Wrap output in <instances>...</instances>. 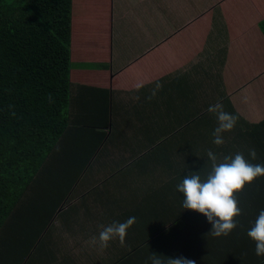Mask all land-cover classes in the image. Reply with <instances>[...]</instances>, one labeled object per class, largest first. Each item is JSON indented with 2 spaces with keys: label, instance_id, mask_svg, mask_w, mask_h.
<instances>
[{
  "label": "crops",
  "instance_id": "obj_1",
  "mask_svg": "<svg viewBox=\"0 0 264 264\" xmlns=\"http://www.w3.org/2000/svg\"><path fill=\"white\" fill-rule=\"evenodd\" d=\"M263 20L264 0H73L70 139L80 152L66 181L81 175L68 206L56 210L57 191L41 200L55 217L27 264H151L153 253L165 264L166 242L182 240L167 232L185 213L177 185L192 172L207 178V152L223 162L235 146L264 164V139L252 137L264 129ZM217 104L238 116L220 146ZM129 217L124 244L102 248V226ZM194 229L189 238H201Z\"/></svg>",
  "mask_w": 264,
  "mask_h": 264
},
{
  "label": "trees",
  "instance_id": "obj_2",
  "mask_svg": "<svg viewBox=\"0 0 264 264\" xmlns=\"http://www.w3.org/2000/svg\"><path fill=\"white\" fill-rule=\"evenodd\" d=\"M72 26L73 0H0V264H10V256L18 261L12 264H27L46 249L55 214L44 216L41 200L57 191L56 210L68 206L81 175L66 181L80 152L70 139L77 132L70 116ZM260 27L264 33V20ZM252 134L264 139V129ZM235 197L241 215L228 239L211 240L206 216L185 210L167 230L182 240L166 242L165 264L180 256L195 264H264L247 235L264 210V178ZM195 227L201 238H189Z\"/></svg>",
  "mask_w": 264,
  "mask_h": 264
},
{
  "label": "clouds",
  "instance_id": "obj_3",
  "mask_svg": "<svg viewBox=\"0 0 264 264\" xmlns=\"http://www.w3.org/2000/svg\"><path fill=\"white\" fill-rule=\"evenodd\" d=\"M160 87L162 86L158 84L157 88ZM49 100L51 101V96ZM209 111L216 114L218 120V126L213 132V143L217 146L223 145L225 141L222 134L233 130L238 116L224 111L222 104L210 106ZM249 155L255 160L256 150L250 149ZM207 156L212 164V171L207 178L202 180L198 172H192L177 185L176 190L184 196L182 206L185 210L198 211L207 217L212 228L206 235L228 236L237 227L235 218L241 215L235 193L243 190L246 183H252L255 179L264 176V164H253L241 153L234 157L225 156L223 162H218L217 155L211 150L207 152ZM135 223L136 218L129 217L124 222H113L109 226H102L98 237L100 246L107 248L109 242L116 238L123 245L128 229ZM247 235L255 241V254L264 257V210L259 213ZM91 242L96 243L97 238L93 237ZM149 259L151 264H164L156 253H153ZM167 264H195V261L183 256L168 257Z\"/></svg>",
  "mask_w": 264,
  "mask_h": 264
}]
</instances>
